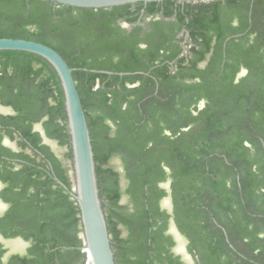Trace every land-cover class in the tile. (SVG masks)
<instances>
[{
    "label": "trees",
    "instance_id": "16d2710c",
    "mask_svg": "<svg viewBox=\"0 0 264 264\" xmlns=\"http://www.w3.org/2000/svg\"><path fill=\"white\" fill-rule=\"evenodd\" d=\"M0 38L73 69L116 264H182L172 222L203 264H264V0H0ZM0 108V264H85L51 64L0 51Z\"/></svg>",
    "mask_w": 264,
    "mask_h": 264
},
{
    "label": "water",
    "instance_id": "95a60500",
    "mask_svg": "<svg viewBox=\"0 0 264 264\" xmlns=\"http://www.w3.org/2000/svg\"><path fill=\"white\" fill-rule=\"evenodd\" d=\"M74 8L101 9L136 3L163 2L169 0H49ZM185 1V0H175ZM15 50L36 54L47 60L56 71L63 92L70 136L74 187L70 192L79 209L85 264H116L107 222L99 196L97 175L91 137L80 96L72 72L62 56L42 43L0 38V51ZM65 189L67 187L59 180Z\"/></svg>",
    "mask_w": 264,
    "mask_h": 264
},
{
    "label": "crops",
    "instance_id": "0c3cea01",
    "mask_svg": "<svg viewBox=\"0 0 264 264\" xmlns=\"http://www.w3.org/2000/svg\"><path fill=\"white\" fill-rule=\"evenodd\" d=\"M55 180L57 181L58 179H55ZM0 205H2V207L4 208V205L1 202H0ZM162 205L164 207H170V201L168 199H165ZM169 232L173 235L175 242H176V246L174 248H171L170 253H173L176 256H179V259L182 262V264H203V262H201L199 252L197 253L196 250L190 251L189 248H187L186 240L175 228V225L173 222L170 224ZM181 245H183V248H178ZM23 250L19 252H23ZM11 253H14V252H11Z\"/></svg>",
    "mask_w": 264,
    "mask_h": 264
},
{
    "label": "rangeland",
    "instance_id": "374dc122",
    "mask_svg": "<svg viewBox=\"0 0 264 264\" xmlns=\"http://www.w3.org/2000/svg\"><path fill=\"white\" fill-rule=\"evenodd\" d=\"M123 27H128L126 24H122ZM0 111H4L3 108H0ZM2 205H0V211L2 210ZM5 245L10 249L11 252H19L22 251L25 247V244L21 240H11L5 241ZM178 248H183V245L179 246Z\"/></svg>",
    "mask_w": 264,
    "mask_h": 264
},
{
    "label": "clouds",
    "instance_id": "9594fccd",
    "mask_svg": "<svg viewBox=\"0 0 264 264\" xmlns=\"http://www.w3.org/2000/svg\"><path fill=\"white\" fill-rule=\"evenodd\" d=\"M6 207V206H5Z\"/></svg>",
    "mask_w": 264,
    "mask_h": 264
}]
</instances>
